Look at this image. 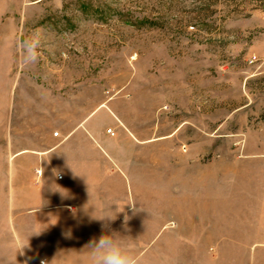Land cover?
Here are the masks:
<instances>
[{"label": "rangeland", "instance_id": "obj_1", "mask_svg": "<svg viewBox=\"0 0 264 264\" xmlns=\"http://www.w3.org/2000/svg\"><path fill=\"white\" fill-rule=\"evenodd\" d=\"M36 31L39 59L25 66L18 42ZM100 106L140 147L199 148L207 161L264 143V0H0V264L51 260L69 237L53 228H120L127 243L149 246L175 225L149 219L148 197L138 202L130 184L131 203L104 208L123 211L113 219L78 218L62 172L41 169L54 161L37 152L44 123H80ZM76 134L77 146L91 145L82 127Z\"/></svg>", "mask_w": 264, "mask_h": 264}, {"label": "crops", "instance_id": "obj_2", "mask_svg": "<svg viewBox=\"0 0 264 264\" xmlns=\"http://www.w3.org/2000/svg\"><path fill=\"white\" fill-rule=\"evenodd\" d=\"M93 114L98 118L93 120ZM111 124L119 129L113 136L104 132ZM50 126L57 127L59 137L50 134ZM80 127L92 146L82 148L74 142ZM43 130L46 149L37 152L51 153L54 161L39 165L45 172H62V183L70 188L69 201L75 203L78 218L100 219L110 216L105 206L131 203L130 184L138 202L141 196L148 197L149 219L175 223L155 230L156 235L164 230V237L149 246L129 243L140 264H260L264 252V143L247 142L207 161L199 148L182 154L177 148L156 144L140 147L135 130L120 129L116 117L101 106L80 123L49 120ZM248 133L255 135H245ZM26 145L23 150L29 151L34 143ZM86 204H90L88 211L84 210ZM117 212L123 211L112 217ZM93 225L53 228L69 237L59 240L49 252L51 260L45 257L44 264H90L86 246L98 239L93 235L124 234L125 230ZM141 232L132 228L131 234Z\"/></svg>", "mask_w": 264, "mask_h": 264}, {"label": "clouds", "instance_id": "obj_3", "mask_svg": "<svg viewBox=\"0 0 264 264\" xmlns=\"http://www.w3.org/2000/svg\"><path fill=\"white\" fill-rule=\"evenodd\" d=\"M43 39V34L36 31L19 40L21 61L25 66L39 59ZM105 218L114 217L104 216L100 219ZM86 248L89 250L90 264H140L135 248L118 233H104L98 239L90 241Z\"/></svg>", "mask_w": 264, "mask_h": 264}, {"label": "built area", "instance_id": "obj_4", "mask_svg": "<svg viewBox=\"0 0 264 264\" xmlns=\"http://www.w3.org/2000/svg\"><path fill=\"white\" fill-rule=\"evenodd\" d=\"M107 132L113 134V132L111 131V129H108ZM52 134H53V136H55V137H59V136H60L58 130H57V131H54ZM58 178H61V176L59 175Z\"/></svg>", "mask_w": 264, "mask_h": 264}]
</instances>
